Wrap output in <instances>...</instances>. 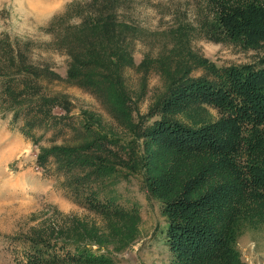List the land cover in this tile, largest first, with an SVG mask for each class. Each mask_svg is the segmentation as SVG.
Here are the masks:
<instances>
[{
    "label": "trees",
    "instance_id": "obj_1",
    "mask_svg": "<svg viewBox=\"0 0 264 264\" xmlns=\"http://www.w3.org/2000/svg\"><path fill=\"white\" fill-rule=\"evenodd\" d=\"M134 1L82 0L78 4L80 15L86 8L90 14L83 13L85 21L70 26L63 77L92 93L111 116L123 122L132 134L131 140L127 144L115 142L117 139L86 123L82 142L42 148L36 162L45 166L49 158H54L61 167L86 170L76 179L91 183L96 177H111L122 168L127 170L126 178L139 173L146 191L158 198L167 217L165 244L172 254L170 264H246L236 247L239 227L264 220V54L250 63L219 66L191 49L194 28L180 23L171 32L175 33L172 49L179 52L172 61L175 68L170 70L168 57L163 59L158 53L143 54L136 63L134 41L145 37L146 30L117 16L122 5L129 7ZM204 2L211 10L198 22L202 38L264 49V0ZM197 3L202 4V0ZM19 56L20 60L11 52L1 60L5 70L0 78L6 80L1 94L9 97L12 116L19 115L17 109L26 101L21 98L33 93V78L38 82L43 74L26 61L25 55ZM151 67L170 81L149 111L141 114L122 73L126 68H144L147 72ZM196 69L200 73L194 74ZM15 74L24 77L22 85L14 83ZM57 106H61L58 97L43 95L36 122L55 126L65 117L54 113ZM67 178L66 187L70 189L69 174ZM74 182L75 186L83 184ZM105 198L103 203L92 194L84 198V203L105 217L121 218L124 211L117 205L110 208L113 199ZM75 226L54 238L60 252L51 253L49 238L41 236L39 246H48L37 245L32 254L29 249V264L89 262L88 249L81 248L73 237L77 234L70 233L76 231ZM80 229L87 237L85 225ZM89 236L93 239L98 233L93 231ZM42 252L51 255L44 257ZM102 261L108 262L98 258L89 264Z\"/></svg>",
    "mask_w": 264,
    "mask_h": 264
},
{
    "label": "rangeland",
    "instance_id": "obj_2",
    "mask_svg": "<svg viewBox=\"0 0 264 264\" xmlns=\"http://www.w3.org/2000/svg\"><path fill=\"white\" fill-rule=\"evenodd\" d=\"M78 4L82 0H0V75L5 70L2 57L11 52L19 60V54L25 55L30 65L37 66L39 73L43 71L38 82L33 78L30 84L33 93L21 98L26 101H22V109L17 107L20 116H12L9 97L1 94L6 80L0 78V264H29L32 261V256H27L29 249L32 254L37 245L48 246H39L37 241L41 236L49 238L51 253L58 252L60 245L54 238L72 225H76V231L70 233L77 234L73 237L78 239L80 247L88 249L89 262L105 258L108 262L95 264H170L172 254L165 244L167 217L158 198L146 191L141 174L130 173L126 178L127 170L122 168L121 172L119 169L112 172L111 177H96L92 184L87 179H76L86 170L61 167L47 156L45 166L36 162L42 148L82 142L86 138V123L121 144H127L132 138L123 122L111 116L92 93L63 80L70 26L82 24L85 21L82 15L90 14L86 8L80 15ZM210 10L204 0L200 5L197 0H135L129 2V7L122 5L117 16L146 30L145 37H136L134 41L136 63L143 54L158 53L163 59L168 57L170 70L175 68L176 63L172 61L179 52L172 49L175 33L171 32L180 23L194 28L191 49L219 66L250 63L264 54L262 48H243L234 42L202 38L198 22ZM194 71V74L200 73L198 69ZM165 76L152 67L147 72L144 68L123 71L129 95L141 114L149 111L156 96L169 83ZM22 78L15 76L14 83L22 85ZM43 95L56 96L60 101L61 106L55 107L54 113L65 117L55 126L36 122V110ZM31 107L35 110L30 111ZM209 109L216 115L213 108ZM68 174L70 189L66 187ZM74 179L83 184L75 186ZM92 194L103 203H106L105 197L112 198L110 208L117 205L124 214L121 218L105 217L87 206L84 198ZM81 224L89 231L84 232L87 237L82 234ZM239 228L236 247L242 260L246 264H264V220ZM93 231L98 237L88 239ZM70 252L76 253V250L70 249ZM48 253L42 252V255L50 257ZM89 262L80 260L75 264Z\"/></svg>",
    "mask_w": 264,
    "mask_h": 264
}]
</instances>
